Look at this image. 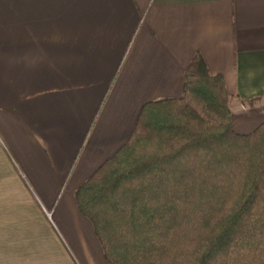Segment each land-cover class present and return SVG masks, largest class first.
<instances>
[{
    "label": "crops",
    "instance_id": "obj_1",
    "mask_svg": "<svg viewBox=\"0 0 264 264\" xmlns=\"http://www.w3.org/2000/svg\"><path fill=\"white\" fill-rule=\"evenodd\" d=\"M197 57L264 123V0H0V264H109L77 192Z\"/></svg>",
    "mask_w": 264,
    "mask_h": 264
},
{
    "label": "trees",
    "instance_id": "obj_2",
    "mask_svg": "<svg viewBox=\"0 0 264 264\" xmlns=\"http://www.w3.org/2000/svg\"><path fill=\"white\" fill-rule=\"evenodd\" d=\"M230 105L197 57L183 94L144 104L82 185L79 210L109 264H264V123L236 132Z\"/></svg>",
    "mask_w": 264,
    "mask_h": 264
},
{
    "label": "rangeland",
    "instance_id": "obj_3",
    "mask_svg": "<svg viewBox=\"0 0 264 264\" xmlns=\"http://www.w3.org/2000/svg\"><path fill=\"white\" fill-rule=\"evenodd\" d=\"M253 232H251L249 235L252 236Z\"/></svg>",
    "mask_w": 264,
    "mask_h": 264
}]
</instances>
